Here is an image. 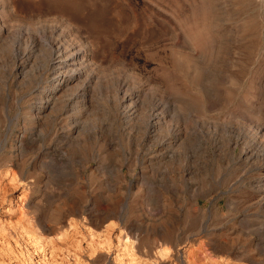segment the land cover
Here are the masks:
<instances>
[{"label": "rangeland", "instance_id": "1", "mask_svg": "<svg viewBox=\"0 0 264 264\" xmlns=\"http://www.w3.org/2000/svg\"><path fill=\"white\" fill-rule=\"evenodd\" d=\"M263 128L264 0H0V264H264Z\"/></svg>", "mask_w": 264, "mask_h": 264}, {"label": "bare ground", "instance_id": "2", "mask_svg": "<svg viewBox=\"0 0 264 264\" xmlns=\"http://www.w3.org/2000/svg\"><path fill=\"white\" fill-rule=\"evenodd\" d=\"M57 43H53V47H54V51H53V55L54 57H51L50 61H54L55 63H50L48 64L47 69L49 71H51L53 74H56L55 76H61L60 80L61 83L58 84V87H60L61 89L66 88L68 85L72 84L73 82V78H71L69 75L72 72L78 71L77 69H72V66L75 64V62L78 59V55L75 54L74 52H70L68 49L64 48L61 46H57ZM75 50V49H74ZM81 51V50H80ZM52 55V56H53ZM28 60V59H27ZM20 67H25L26 66V59L25 58H21V61L18 62ZM82 73V72H80ZM91 79V78H90ZM78 89V90H77ZM77 92V96H75L74 101L78 102V99H86L87 97V89H80V88H76L75 90ZM53 95V94H52ZM73 95V94H72ZM75 95V93H74ZM73 95V96H74ZM72 98V97H71ZM70 98V99H71ZM132 100V97L125 94L122 98H121V105L124 106L125 111L128 109L129 105H130V101ZM70 101V100H69ZM86 101V100H85ZM74 109V108H73ZM41 112V111H40ZM69 112V111H68ZM129 112V111H128ZM83 113V112H82ZM77 122V121H76ZM75 122V123H76ZM79 124V123H78ZM77 124V125H78ZM75 126H73L72 131L73 132H77L78 131V126L76 124H74ZM80 125V124H79ZM260 126V125H259ZM261 130V129H260ZM71 133V131L69 132ZM68 133V135H69ZM74 134V133H73ZM262 134L264 137V128L262 129ZM70 136V135H69ZM264 143V142H263ZM263 151V150H262ZM246 155H248V157H253V152L252 150H246L245 152ZM248 158V159H249ZM264 180V179H263ZM96 214V215H95ZM45 216V215H44ZM91 216V217H90ZM95 216V224L99 227L103 226L104 220H106L107 218H111L112 214L107 213V210L104 211H100L99 209L90 211V215L89 217H87L86 215L84 216V221L90 222L93 221V218ZM252 217V216H251ZM114 222V221H113ZM94 223V222H93ZM257 223L258 227H257ZM74 224V223H73ZM114 224V223H113ZM116 227V224L114 225H107L106 231L107 233H109V230L113 229ZM45 229L50 230V227H45ZM122 229L123 227L118 226V230ZM91 229V228H90ZM134 229V228H133ZM112 231V230H111ZM110 231V233H111ZM248 231L250 233V236L252 237H257L256 241H257V248L261 253H264V214L261 216V218L259 217H254L250 220L249 223V227H248ZM163 234V233H162ZM108 235V234H107ZM163 237H165V235H163ZM108 239V238H107ZM131 244V243H130ZM102 250V249H101ZM110 250V249H109ZM92 251V250H91ZM95 251V250H93ZM147 251V250H146ZM108 252V251H107ZM95 253V252H94ZM263 255V254H262ZM98 257L102 256V253L99 252ZM256 260V259H254Z\"/></svg>", "mask_w": 264, "mask_h": 264}]
</instances>
